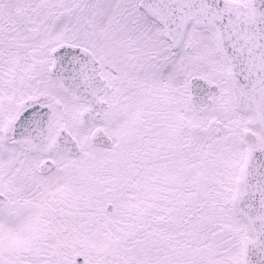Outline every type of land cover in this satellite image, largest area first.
<instances>
[{
    "label": "snow or ice",
    "instance_id": "1",
    "mask_svg": "<svg viewBox=\"0 0 264 264\" xmlns=\"http://www.w3.org/2000/svg\"><path fill=\"white\" fill-rule=\"evenodd\" d=\"M0 264H264V0H0Z\"/></svg>",
    "mask_w": 264,
    "mask_h": 264
}]
</instances>
